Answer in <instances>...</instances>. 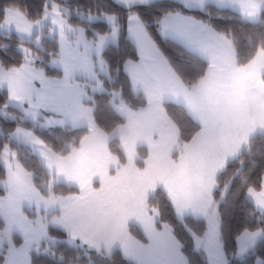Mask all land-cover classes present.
<instances>
[{
  "label": "snow or ice",
  "instance_id": "obj_1",
  "mask_svg": "<svg viewBox=\"0 0 264 264\" xmlns=\"http://www.w3.org/2000/svg\"><path fill=\"white\" fill-rule=\"evenodd\" d=\"M0 264H264V0H0Z\"/></svg>",
  "mask_w": 264,
  "mask_h": 264
},
{
  "label": "trees",
  "instance_id": "obj_2",
  "mask_svg": "<svg viewBox=\"0 0 264 264\" xmlns=\"http://www.w3.org/2000/svg\"><path fill=\"white\" fill-rule=\"evenodd\" d=\"M32 2H33V0H29V3H32ZM37 2H38V0H37ZM160 46H161L162 50L165 52V54L170 56L171 58L176 59V60L182 59V57H180L178 51L171 44L160 42Z\"/></svg>",
  "mask_w": 264,
  "mask_h": 264
}]
</instances>
